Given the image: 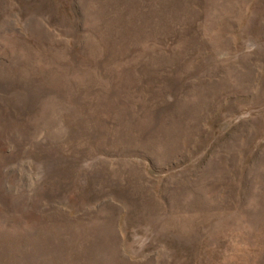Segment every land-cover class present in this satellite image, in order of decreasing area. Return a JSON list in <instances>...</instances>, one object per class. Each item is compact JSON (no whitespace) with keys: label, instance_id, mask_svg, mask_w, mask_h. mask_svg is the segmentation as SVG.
<instances>
[{"label":"rangeland","instance_id":"1","mask_svg":"<svg viewBox=\"0 0 264 264\" xmlns=\"http://www.w3.org/2000/svg\"><path fill=\"white\" fill-rule=\"evenodd\" d=\"M0 264H264V0H0Z\"/></svg>","mask_w":264,"mask_h":264}]
</instances>
